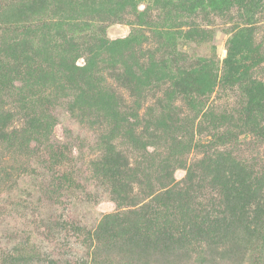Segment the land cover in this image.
<instances>
[{"label": "rangeland", "instance_id": "1", "mask_svg": "<svg viewBox=\"0 0 264 264\" xmlns=\"http://www.w3.org/2000/svg\"><path fill=\"white\" fill-rule=\"evenodd\" d=\"M114 1L0 0V64L9 45L45 60L63 53L69 38L81 64L88 37L134 35L135 62L153 60L164 69L133 95L120 60L98 55V84L137 114L117 124L107 113L83 114L72 89L47 83L55 96L50 133L0 140V264H264V218L246 204L243 188L264 176V0H135L121 11ZM198 59L210 76L205 93L175 81L192 82L188 74ZM21 78L13 77L10 90L0 87L13 113L7 132H20L27 120L14 92ZM247 118L257 127L246 125ZM158 119L182 127L166 129ZM129 128L151 137L142 138L143 148L129 139ZM107 146L129 168L150 158L153 177L167 159L181 189L198 182L205 158V180L185 199L195 223L147 240L130 228L95 232L105 215L148 199L143 185L123 178L124 169L114 178L103 175Z\"/></svg>", "mask_w": 264, "mask_h": 264}, {"label": "trees", "instance_id": "2", "mask_svg": "<svg viewBox=\"0 0 264 264\" xmlns=\"http://www.w3.org/2000/svg\"><path fill=\"white\" fill-rule=\"evenodd\" d=\"M135 3V0L114 1L118 11H121L125 5L135 7ZM87 39L84 43L86 44L88 56L84 59V63L81 64L77 63L75 55L78 44L74 43L72 38L64 42L63 53L55 57H48L45 60H40L38 51L32 53L30 50L18 45L6 47V61L0 64V87L4 86L10 90V87H13L11 85L13 77L22 76L19 79L22 86L17 87L14 92H17L16 100L19 103V107L25 110L28 116L26 123L19 130L20 132H17L18 129H12L7 132L8 122L12 118L13 113L9 109H5L6 107L0 98V140L13 139L19 134L21 135L19 136L20 139L25 142L30 139L36 140L38 136L46 137L50 133L51 115L48 107L52 104L50 98L53 97L54 99L55 96L48 94V82L59 81L63 83V86L72 89L75 92L74 103L83 114H92V112H96L95 114L107 113L115 124L126 120L125 114L133 118L137 116L134 113L135 107L130 112H127L123 106L121 108V99L116 93L98 84L95 76H93L96 58L100 53L106 52L111 57L120 60L124 65V76L130 84L133 95H139L142 86L146 85L150 79L159 80V76L164 71L163 67L153 60L149 61L147 65H140L135 62L131 47V43L136 39L134 35L116 39H110L105 35H92ZM124 51H126L125 55ZM50 68L53 69L50 70ZM188 75H192V82H186L182 79L175 81L185 82V87L191 86L200 93H205V88L209 85L210 78L209 73L205 71V59H198ZM183 92L188 94L186 90ZM171 93L174 92L172 91ZM169 97L171 98L170 94ZM189 103L196 106L193 101H189ZM203 114L205 113L203 112ZM250 120L249 118L248 122L247 118L245 124H250L252 129L257 127L254 121L251 120L250 122ZM171 121L172 123L169 126H166L162 121H159V123H161L163 128L167 127L166 129H169L173 127V130L177 126H181L178 123L175 125L173 120ZM24 134H26V137L23 136L21 138ZM225 135L222 134L219 137H225ZM127 136L135 145L142 148V138H151L147 135H138L130 128L127 131ZM106 152L108 153V158L100 162V171L103 175L114 178L117 176L118 170L124 169L123 178L134 179L138 184L143 185L148 199L137 208H131L122 213L105 215L103 217L104 221L99 224L100 227L98 226L95 232L106 233V227H111L112 229L117 227L122 230L130 228L138 237L147 240L161 234L172 233L173 231L182 233L187 226L191 225L197 215L192 214L194 208L185 199L189 198L194 192H198L193 189L199 190L201 183L205 180V165L202 166L205 163V158L199 162L201 164V175L198 182L194 183V186H187L181 189L177 188V183L173 180L167 159L163 160L158 166V171L153 177L152 167L148 163L150 158L143 156L141 163L134 168H129L128 163L123 160L119 153L115 152L113 147L107 146ZM109 154L111 157H109ZM210 159H207V161L209 160L210 162ZM228 182L229 180L224 185L227 186ZM154 185H158V187L155 188ZM243 186L248 194L246 204H253L256 207L257 214L264 218V176L255 177L252 183H244ZM115 188L117 189L118 187L115 186ZM124 198L126 199V196ZM251 199L255 203H251ZM132 201L133 205L137 204L135 203L137 199L133 198ZM102 223H104V226H102ZM97 233L95 235L98 237ZM93 234L91 233L92 236Z\"/></svg>", "mask_w": 264, "mask_h": 264}]
</instances>
